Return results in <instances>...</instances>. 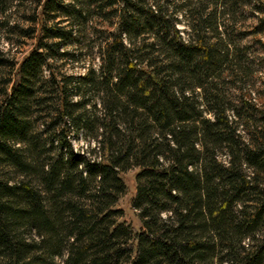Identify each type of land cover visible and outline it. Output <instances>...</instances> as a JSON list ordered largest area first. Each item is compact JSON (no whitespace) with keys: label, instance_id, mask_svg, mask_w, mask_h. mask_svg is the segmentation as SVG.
Segmentation results:
<instances>
[{"label":"trees","instance_id":"trees-1","mask_svg":"<svg viewBox=\"0 0 264 264\" xmlns=\"http://www.w3.org/2000/svg\"><path fill=\"white\" fill-rule=\"evenodd\" d=\"M27 20L33 48L0 57V264H264V0H37ZM80 38L100 65L65 72Z\"/></svg>","mask_w":264,"mask_h":264},{"label":"rangeland","instance_id":"rangeland-1","mask_svg":"<svg viewBox=\"0 0 264 264\" xmlns=\"http://www.w3.org/2000/svg\"><path fill=\"white\" fill-rule=\"evenodd\" d=\"M10 12L6 14H0V57L12 61H20L29 53L35 44V39H31L25 36V30L32 26L31 21L27 20V16L31 15L36 10L37 0H7ZM39 10V9H38ZM248 19L245 24H237L241 29H250V20L253 18L247 11ZM243 17H241L242 19ZM181 29L187 28V23L181 22L178 24ZM184 36L187 35L184 33ZM83 52L82 60L75 63L66 64L63 71L73 74H83L88 66L94 65L96 68L100 65V59L98 58L96 49L89 55H84L86 49L85 46L90 42L84 38H80ZM241 45H251V41L248 35L244 39L238 40ZM93 46V45H92ZM250 54V60H252V67L256 70H260L264 76V61L261 60V51L257 47H250L248 49ZM62 64V63H61ZM49 72L46 70L45 75L48 76ZM12 75V71L9 66L0 67V95L2 89L5 87V82ZM261 82L257 81L255 88H259ZM85 136H80L79 139L72 137V142L75 151L82 152L87 148ZM136 172L137 169H131L123 174L124 180L128 186V192L125 194L119 202V208L123 209L124 215L121 220H125L132 224L136 229L140 228V220L136 211L132 207V200L135 195L136 188ZM61 260H59L60 262Z\"/></svg>","mask_w":264,"mask_h":264}]
</instances>
